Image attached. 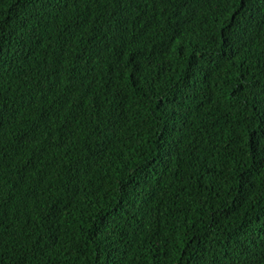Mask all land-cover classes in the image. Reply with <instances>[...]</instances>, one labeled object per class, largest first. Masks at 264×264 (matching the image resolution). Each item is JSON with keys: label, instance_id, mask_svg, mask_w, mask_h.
Here are the masks:
<instances>
[{"label": "trees", "instance_id": "1", "mask_svg": "<svg viewBox=\"0 0 264 264\" xmlns=\"http://www.w3.org/2000/svg\"><path fill=\"white\" fill-rule=\"evenodd\" d=\"M0 264H264V0H0Z\"/></svg>", "mask_w": 264, "mask_h": 264}, {"label": "snow or ice", "instance_id": "2", "mask_svg": "<svg viewBox=\"0 0 264 264\" xmlns=\"http://www.w3.org/2000/svg\"><path fill=\"white\" fill-rule=\"evenodd\" d=\"M49 2H51V0H49ZM55 2H59V0H55ZM4 54V46L2 44H0V57H2Z\"/></svg>", "mask_w": 264, "mask_h": 264}]
</instances>
